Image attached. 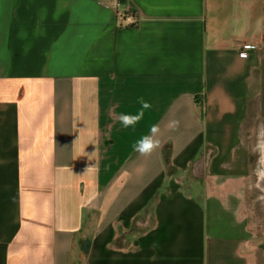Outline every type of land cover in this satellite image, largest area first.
<instances>
[{
  "label": "crops",
  "instance_id": "0c3cea01",
  "mask_svg": "<svg viewBox=\"0 0 264 264\" xmlns=\"http://www.w3.org/2000/svg\"><path fill=\"white\" fill-rule=\"evenodd\" d=\"M263 59L264 0H0V264H264Z\"/></svg>",
  "mask_w": 264,
  "mask_h": 264
},
{
  "label": "clouds",
  "instance_id": "9594fccd",
  "mask_svg": "<svg viewBox=\"0 0 264 264\" xmlns=\"http://www.w3.org/2000/svg\"><path fill=\"white\" fill-rule=\"evenodd\" d=\"M140 104V109L135 114L121 113L117 119L124 128L135 127L145 115V110L152 108V104L145 100L143 97L138 99ZM179 122L172 120L169 121L168 127L170 129H175L178 127ZM161 133V128L158 124H153L150 128V134L142 136L139 140L133 144V151L139 153L143 157H149L157 149L161 148V141L158 138ZM261 135L264 136V132H261ZM261 151V163L264 164V142L258 145ZM258 175L264 176V169L258 170Z\"/></svg>",
  "mask_w": 264,
  "mask_h": 264
},
{
  "label": "rangeland",
  "instance_id": "374dc122",
  "mask_svg": "<svg viewBox=\"0 0 264 264\" xmlns=\"http://www.w3.org/2000/svg\"><path fill=\"white\" fill-rule=\"evenodd\" d=\"M262 66H263V79H264V59L262 62ZM260 99L261 100H259L258 102L255 101V102L250 103V105H249V112H248L249 116L247 119V125L245 127V131H247V132L245 135L248 136V142H249V148L250 149L252 147L253 138H254V134H255V126H256V123H257L259 117L261 116L262 108L264 106V83L262 86ZM210 109L212 110V106L210 107ZM207 110H208V108H207ZM213 114H214V111H213ZM204 116H205V111H204ZM214 116H215V114H214ZM236 119L237 118H236V115L234 112L230 116L228 115L224 120H214V121L208 120V123H209L208 127H209V131L211 133V137H213V139L215 137L218 138L222 134L232 136ZM252 159H254V156H252Z\"/></svg>",
  "mask_w": 264,
  "mask_h": 264
},
{
  "label": "water",
  "instance_id": "95a60500",
  "mask_svg": "<svg viewBox=\"0 0 264 264\" xmlns=\"http://www.w3.org/2000/svg\"><path fill=\"white\" fill-rule=\"evenodd\" d=\"M264 132V106L262 108L261 116L259 117L256 126L251 152L254 156V161L251 166V186L255 191L256 201L264 204V176L258 175V170L264 169V164L261 163V151L258 147L259 144L264 142V136L261 135ZM202 160H199L193 164V174L197 177H201L203 174Z\"/></svg>",
  "mask_w": 264,
  "mask_h": 264
},
{
  "label": "trees",
  "instance_id": "16d2710c",
  "mask_svg": "<svg viewBox=\"0 0 264 264\" xmlns=\"http://www.w3.org/2000/svg\"><path fill=\"white\" fill-rule=\"evenodd\" d=\"M126 16H130L131 18V22L130 23L126 22V26L133 27L137 25L139 18H138V14H136L135 12L119 13L117 15V18L119 19V21H124ZM167 165H169V170L173 169L172 167H170V164Z\"/></svg>",
  "mask_w": 264,
  "mask_h": 264
},
{
  "label": "built area",
  "instance_id": "2783aa9c",
  "mask_svg": "<svg viewBox=\"0 0 264 264\" xmlns=\"http://www.w3.org/2000/svg\"><path fill=\"white\" fill-rule=\"evenodd\" d=\"M124 21L127 22V23H130L131 22L130 16H126L125 19H124ZM252 48H253V45H246V46H244L243 49H242V51L239 53V56L241 58H246V56H247L246 50L252 49Z\"/></svg>",
  "mask_w": 264,
  "mask_h": 264
}]
</instances>
